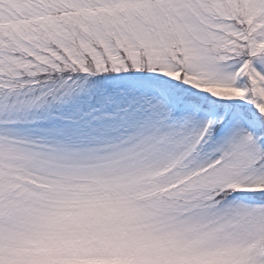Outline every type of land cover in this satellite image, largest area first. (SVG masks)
Returning <instances> with one entry per match:
<instances>
[{
	"label": "snow or ice",
	"instance_id": "6c2138e0",
	"mask_svg": "<svg viewBox=\"0 0 264 264\" xmlns=\"http://www.w3.org/2000/svg\"><path fill=\"white\" fill-rule=\"evenodd\" d=\"M0 264H264V0H0Z\"/></svg>",
	"mask_w": 264,
	"mask_h": 264
}]
</instances>
